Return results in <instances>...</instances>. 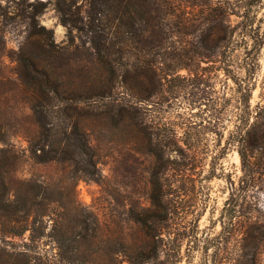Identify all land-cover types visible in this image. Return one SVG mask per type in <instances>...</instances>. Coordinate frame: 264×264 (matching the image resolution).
Returning <instances> with one entry per match:
<instances>
[{
  "label": "rangeland",
  "instance_id": "374dc122",
  "mask_svg": "<svg viewBox=\"0 0 264 264\" xmlns=\"http://www.w3.org/2000/svg\"><path fill=\"white\" fill-rule=\"evenodd\" d=\"M98 1L0 0V72L10 79L2 90L12 89L0 93L6 128L0 147L16 155L10 198L29 207L26 219L14 223L19 234L0 235V264H264V245L254 228L245 234L231 187H238L240 156L235 145L226 147L244 105L230 75L244 78L246 68L255 69L249 108L264 103V0H170L155 64L169 74L159 80L148 71L143 78L136 138L117 117L95 109L71 119L54 109L40 125L14 73L18 54L35 52L59 94L79 108L102 100L101 89L117 91L91 40L111 39L118 20L107 24ZM150 21L146 13L136 22L148 47L150 30H158ZM44 41L60 52L37 59ZM75 125L93 153V178L80 175L79 160L38 161V146L77 143ZM254 195L247 199H257L264 214V192Z\"/></svg>",
  "mask_w": 264,
  "mask_h": 264
},
{
  "label": "trees",
  "instance_id": "16d2710c",
  "mask_svg": "<svg viewBox=\"0 0 264 264\" xmlns=\"http://www.w3.org/2000/svg\"><path fill=\"white\" fill-rule=\"evenodd\" d=\"M97 3L96 9L106 14L107 24L111 25L113 21L118 20L113 32H110L111 39L102 36L100 38L93 37L91 40L97 60L106 69L107 80L110 81L112 88L118 89L117 91L105 93V90L101 89L97 94L103 97L102 100L91 99L87 103V107L79 108L74 103L72 96L59 94V83L56 77L51 75L50 67L46 68L43 64L35 61V52H32L31 56L18 54V65L14 73L18 83L27 86L26 91L30 94L27 103L35 117L34 120L40 125L49 122V116L53 115L54 109L61 112L66 119H71L75 114L88 117L93 114L95 109L99 114L110 119L117 117L123 125L129 127L133 132V137L136 138L143 128L142 119L138 113V103L143 97V78L148 74V71H151V76L159 77V80L169 74L166 69L163 70V73L156 72L155 64L159 61L160 48L167 36L160 19L172 14L170 0H101ZM89 13L91 16L93 15L92 9ZM146 13L147 21L151 17L150 25L158 29L157 31L150 30V35L153 36V40H150L151 47L146 46L145 42L148 40L145 39L144 32L136 26V22L142 19ZM62 19L65 22L68 21L63 17V14ZM121 26L124 27L122 30L129 35L121 34L117 29ZM102 29H105V26ZM38 44L41 51L36 54L37 59L44 53L48 54H45L47 58L60 52V47H57L52 41L39 42ZM52 63L53 60H50L49 65H53ZM246 74L247 76L244 78L230 75L236 84L235 90L239 93V98L244 102V105L234 119V127L229 131L226 147L235 145L241 160L238 187L235 188L232 184L231 187L236 190L240 199L239 212L242 215L245 234L251 236V228H254L258 232V235H254L258 240L257 244L264 245V214H259L262 210L257 199H247L248 196L255 197L254 192L259 190L264 192V103L259 101L254 109L249 108V100L256 85L255 69L246 68ZM9 82L10 79L8 81V77L0 72V93L12 90H2V86ZM122 94H127L128 97H121ZM55 97H59L62 102L55 104L53 102ZM2 117L3 114L0 113V140L5 141L6 128L1 120ZM74 129L78 137L77 143L71 146L67 142L63 147L52 146L48 150H45L42 145L38 146L35 148L40 149V153L37 154L38 161L72 160L77 162L79 160L82 163V166L79 167L80 175L93 178L97 174L93 153L84 131L79 127L76 130V125ZM257 153L260 158L255 159ZM16 165V155L12 148L0 147V235L19 234L20 229L15 228L14 223L26 219L24 215L29 214L27 204L20 207L10 198V192L14 189L12 175L16 171ZM33 188H38V185H33L31 189ZM20 211L23 212L21 218L16 214ZM23 229H26V226H23ZM0 239H2L1 236ZM257 244L256 251H258Z\"/></svg>",
  "mask_w": 264,
  "mask_h": 264
}]
</instances>
